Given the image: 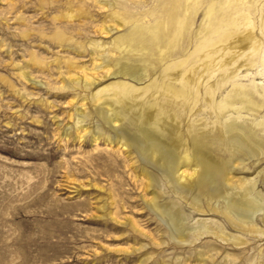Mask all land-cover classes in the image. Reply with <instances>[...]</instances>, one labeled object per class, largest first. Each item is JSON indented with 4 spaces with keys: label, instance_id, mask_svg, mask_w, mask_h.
Masks as SVG:
<instances>
[{
    "label": "rangeland",
    "instance_id": "1",
    "mask_svg": "<svg viewBox=\"0 0 264 264\" xmlns=\"http://www.w3.org/2000/svg\"><path fill=\"white\" fill-rule=\"evenodd\" d=\"M111 1L0 0V264H264V153L243 155L219 139L227 123L264 137V0H180L171 64L149 50L169 25L157 0ZM160 1L169 10L174 0ZM117 73L143 79L126 86ZM174 77L196 78L206 94L192 96L197 85ZM93 95L132 137L142 110L165 143L189 123L204 153L232 163L229 192L260 206L249 215L262 233L211 213L205 198L196 208L120 147ZM230 95L232 108L247 109L221 114ZM153 192L181 219L183 243L149 208Z\"/></svg>",
    "mask_w": 264,
    "mask_h": 264
},
{
    "label": "bare ground",
    "instance_id": "2",
    "mask_svg": "<svg viewBox=\"0 0 264 264\" xmlns=\"http://www.w3.org/2000/svg\"><path fill=\"white\" fill-rule=\"evenodd\" d=\"M108 1L111 2L112 7L114 2L111 0ZM157 2L160 11L169 19V25L166 33L160 35L156 34L158 35V40L156 39L158 42H153L154 45L150 44L153 48L149 50L152 54H156V51L163 53L167 61L171 64V62L175 61V57L179 52V41L182 35L180 29L171 28V25L175 24V21L179 19L183 7L181 6L180 0H174L169 10L165 8L166 5H168L167 2L162 3L160 0H157ZM156 19L159 20L162 19V17ZM100 28L102 33L110 34L111 32L107 26L103 25ZM160 30L161 32H165L162 29ZM150 39L151 37L147 35L146 40L150 41ZM251 39V36H249L247 42H251ZM117 74L121 75L126 86L128 85L126 80L139 84L143 79L142 75H130L126 73ZM247 74L248 73L244 74V76ZM72 80H74V77ZM170 81L176 86L180 83L185 85V87L196 84L197 89L195 93H191L194 97L196 93H198V95L206 94L205 91L201 89L199 81L196 78L189 79L186 77L184 81L181 82V79L179 80L174 77L170 79ZM213 84L214 81L210 80L208 86L212 87ZM215 97L216 95L214 94L212 99H209L210 103L211 100L214 102L216 101ZM230 97L231 95L228 98L233 99V97ZM156 98H158V96ZM206 99H204V102L209 103ZM93 101L98 104V109L103 118L108 122L111 128H114V133L118 138L120 147L133 151L145 164L154 166L162 171L163 175L176 185L177 192L180 195L187 196L193 206L199 209L200 201L205 198L206 205L211 213L220 214L226 221L243 232L251 234L262 233L263 230L259 228L257 224L252 223L249 215L250 209L256 210L260 206L253 201H245L244 196L247 194L246 192L243 194L236 192L237 195H232L229 192L233 190V184L231 187V185L227 183L231 180L228 176L231 174L232 163L221 159H215L211 155L204 153L203 150L200 149V141L190 137L191 131L189 129V123L186 124L184 131L177 132V138H175V140L165 143L160 138L159 132L152 133L149 131L148 126H151L153 122L152 115L142 110L139 120V130L132 137L123 131V121L118 116L113 106L105 101H101V99L95 95H93ZM233 103H236L235 99H227V103L221 105L223 108L219 106L218 108L221 114L223 111L232 110L233 108L235 110L247 109L245 106V104H247L246 102L243 103V101H240L239 103L241 106L237 109L231 107ZM201 104V100L198 99V104H196L194 113L199 112ZM225 126L227 127L226 129L224 128L221 130V128H219V139L222 143L228 144L234 151L241 152L243 155H249L250 157L259 158L260 155L264 153V151H262L264 137L261 136L262 134L259 135V132L256 131L254 127H251L252 125L227 123ZM216 131L217 129L212 131L213 134ZM242 169H249V167L243 165ZM143 173L146 174L145 170H143ZM148 178L153 181L151 176L148 175ZM220 198L224 203L221 208L214 203ZM147 204L153 212L166 220L172 236L177 238L179 243H183L186 237L181 219L176 214L172 213L166 205L158 201V196L155 192L152 193V198ZM260 221L264 222V213L260 215ZM221 238L225 241L228 240L227 237L223 235H221ZM233 242L236 244L239 243L235 240H233Z\"/></svg>",
    "mask_w": 264,
    "mask_h": 264
}]
</instances>
